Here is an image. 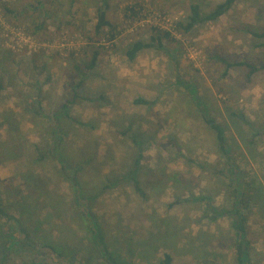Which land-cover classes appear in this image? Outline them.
I'll use <instances>...</instances> for the list:
<instances>
[{"label":"rangeland","instance_id":"rangeland-1","mask_svg":"<svg viewBox=\"0 0 264 264\" xmlns=\"http://www.w3.org/2000/svg\"><path fill=\"white\" fill-rule=\"evenodd\" d=\"M224 1L107 0L115 34L107 42L94 33L102 0H0V201L63 256L41 248L40 264H108L86 214L117 264L165 255L171 264H237L240 179L244 264H264V71L224 76L225 62L264 67V39L251 34L264 32V0H235L188 34L175 26L191 6L207 15ZM155 27L172 39L129 61L126 51ZM93 51L83 80L75 65L83 69ZM193 87L223 126L228 157ZM53 129L64 164L82 168L76 190L53 156ZM9 243L0 229V264H32Z\"/></svg>","mask_w":264,"mask_h":264},{"label":"trees","instance_id":"trees-1","mask_svg":"<svg viewBox=\"0 0 264 264\" xmlns=\"http://www.w3.org/2000/svg\"><path fill=\"white\" fill-rule=\"evenodd\" d=\"M235 0H225L222 4L218 5L215 10L207 15H202L198 6H191L190 7V15L187 18V23L185 25L176 23L175 26L178 27L179 31H181L183 34H188L191 32L197 25L203 23V22H212L217 20L219 17H221L223 14H225L234 4ZM134 7V6H133ZM109 6L107 3V0H102L101 6L99 9H97L96 17H97V23L94 26V33L96 36H106V41L111 42L115 39V34L113 33L114 28L111 25V23L106 18V11L108 10ZM132 15L134 16L135 13L132 11ZM108 29L107 33L105 32V29ZM159 28V27H158ZM155 28H150V34H149V41L147 43L143 41H134L132 46L126 51V57L129 61H133L136 58V55L144 50V49H151V48H161L163 45V42L166 40H171L172 37L169 32ZM255 38L257 39H264V32L262 33H251ZM98 58V51H93L91 58L89 62L82 68H80L78 65H75V70L81 72L82 79H86L89 76V72H91L97 62ZM225 74L234 67H245L248 69V77L251 75L259 72L264 71V67L257 68L252 64H249L247 62H235V63H227L225 62ZM2 87L0 85V91ZM194 90L196 103L197 104V110L199 112V115L201 116L204 124L209 127L215 134L216 142L219 151L222 153L224 157L229 156V148L228 143L225 138V133L223 126L220 125V123H216L215 119L212 117L210 111L204 106V104L201 102L200 99L197 98V90L195 87L192 88V91ZM53 156L57 159V161L60 163L61 171L64 173V175L69 178L71 186L76 190L78 189V174L81 171L82 168L80 166H73L68 167L64 164V160L60 158L58 153V147H59V137L57 136L56 132L57 129H53ZM226 159V158H225ZM227 172L229 173V176H234L235 178L239 176L240 171L237 167H233L229 165V161L227 160ZM138 161H136L130 170V174L132 176V179L136 181L135 172L138 167ZM238 188L234 189V210L232 211V214L234 217H239V220L236 223L237 228V237H238V245L236 246V260L237 264H244L245 258H246V244L244 242L245 240V227L244 224L246 223L245 217L241 213V207L244 205V202L242 201L243 198H245V195L243 193V189L245 186V182L243 179L240 181H236ZM37 186V185H36ZM36 186L28 187L30 189H35ZM246 188V186H245ZM81 193V190H80ZM81 197V196H80ZM80 197H76L75 203L80 199ZM5 207L2 205V202L0 201V229L2 230V233H4V238L6 240H9V247H16L24 257H27L30 259L32 264H40L42 262H39L37 258L39 257L40 249L43 248L47 250L52 255H55L57 257L58 261L61 262V258L63 257L58 249H56L51 244H47L45 242H42L43 238L41 237L40 230L37 228L34 230H27L23 228L21 225H19L13 218L9 217L4 213ZM2 215V216H1ZM6 217L7 221L2 223L1 218ZM86 219V225L88 228L89 233L91 234L92 241L97 246L98 250H100L101 255L103 258L107 261L108 264H117L116 261L112 258L111 254L108 252V249L104 245L103 238L101 235L97 232L96 227L94 226V222L92 217L89 215H85ZM11 222V223H9ZM13 226V230H11L10 226ZM8 246V243H7ZM172 259L169 255H165L164 259L159 262V264H171ZM59 264V263H58ZM62 264V263H60Z\"/></svg>","mask_w":264,"mask_h":264}]
</instances>
